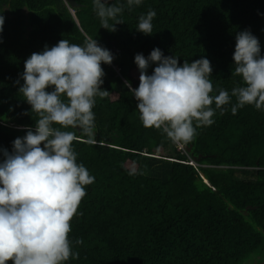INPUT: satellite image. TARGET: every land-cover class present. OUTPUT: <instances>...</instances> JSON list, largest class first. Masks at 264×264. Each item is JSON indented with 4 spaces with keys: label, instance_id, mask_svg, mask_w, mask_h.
I'll return each instance as SVG.
<instances>
[{
    "label": "trees",
    "instance_id": "obj_1",
    "mask_svg": "<svg viewBox=\"0 0 264 264\" xmlns=\"http://www.w3.org/2000/svg\"><path fill=\"white\" fill-rule=\"evenodd\" d=\"M74 1L76 7L66 0H0V149L11 152L38 119L19 93L31 54L61 39L83 45L91 37L110 52L116 41L112 64L101 65L109 95L97 97L93 108L97 143H73L94 182L71 219L69 239L79 256L66 264H245L263 254L264 110L246 105L233 114L232 97L181 151L161 130L142 126L125 81L137 88L135 55L159 48L181 66L207 58L211 94L231 93L242 84L232 74L236 34L251 31L264 55V0H143L125 5L114 32L101 28L92 0ZM149 10L156 16L152 35H144L136 27ZM200 156L196 169L189 163Z\"/></svg>",
    "mask_w": 264,
    "mask_h": 264
},
{
    "label": "clouds",
    "instance_id": "obj_2",
    "mask_svg": "<svg viewBox=\"0 0 264 264\" xmlns=\"http://www.w3.org/2000/svg\"><path fill=\"white\" fill-rule=\"evenodd\" d=\"M92 2L101 28L114 32L122 24L118 17L125 5L131 9L143 0ZM155 16L154 10L141 15L136 31L152 35ZM4 23L0 15V33ZM235 40L232 74L242 84L231 93L218 88L217 95L211 94L212 66L207 58L181 66L176 56H165L159 48L147 57L136 54L139 84L133 89L125 81V87L138 102L142 126L161 130L173 143L184 145L197 135V127L211 126L216 109L232 104V97L233 114L246 105L264 110L260 42L249 30L238 32ZM113 59L109 49L88 37L83 45L61 39L25 60L19 93L38 119L34 129L27 128L25 136L13 141L11 152L0 149V264H66L78 258L69 239L70 222L94 177L77 163L73 143H97L93 108L97 97L109 95L102 90L101 65H111Z\"/></svg>",
    "mask_w": 264,
    "mask_h": 264
},
{
    "label": "water",
    "instance_id": "obj_3",
    "mask_svg": "<svg viewBox=\"0 0 264 264\" xmlns=\"http://www.w3.org/2000/svg\"><path fill=\"white\" fill-rule=\"evenodd\" d=\"M66 2L68 3V4H70L72 7H76L77 6V4H76V2L74 1V0H66ZM72 11V10H71ZM73 13V12H72ZM118 50H117V48H116V41H114V43L112 44V48H111V53L113 54V57L115 58V54H116V52H117ZM134 86H135V84H134ZM191 151V147L188 149V152H190ZM200 159H201V157H198L197 158V160L198 161H200Z\"/></svg>",
    "mask_w": 264,
    "mask_h": 264
},
{
    "label": "rangeland",
    "instance_id": "obj_4",
    "mask_svg": "<svg viewBox=\"0 0 264 264\" xmlns=\"http://www.w3.org/2000/svg\"><path fill=\"white\" fill-rule=\"evenodd\" d=\"M245 264H264V253L246 261Z\"/></svg>",
    "mask_w": 264,
    "mask_h": 264
},
{
    "label": "crops",
    "instance_id": "obj_5",
    "mask_svg": "<svg viewBox=\"0 0 264 264\" xmlns=\"http://www.w3.org/2000/svg\"><path fill=\"white\" fill-rule=\"evenodd\" d=\"M187 153H189V152H187ZM201 157V156H200ZM199 161L197 160V161H191L189 164L190 165H192V166H194L196 169H199L200 168V164L198 163ZM194 164V165H193ZM196 164V165H195ZM206 165H203L202 167H205ZM203 178V177H202ZM204 179V178H203ZM204 181L206 182V184H208L209 185V182L206 180V179H204Z\"/></svg>",
    "mask_w": 264,
    "mask_h": 264
},
{
    "label": "built area",
    "instance_id": "obj_6",
    "mask_svg": "<svg viewBox=\"0 0 264 264\" xmlns=\"http://www.w3.org/2000/svg\"><path fill=\"white\" fill-rule=\"evenodd\" d=\"M181 151H184V147L182 145H180V148H179Z\"/></svg>",
    "mask_w": 264,
    "mask_h": 264
}]
</instances>
